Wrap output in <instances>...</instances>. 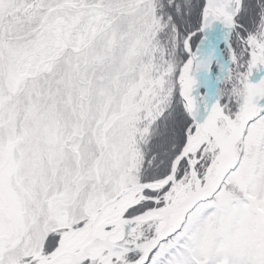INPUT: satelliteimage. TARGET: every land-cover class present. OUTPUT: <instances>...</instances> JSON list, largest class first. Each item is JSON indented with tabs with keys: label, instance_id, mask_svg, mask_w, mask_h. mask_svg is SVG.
I'll list each match as a JSON object with an SVG mask.
<instances>
[{
	"label": "snow or ice",
	"instance_id": "6c2138e0",
	"mask_svg": "<svg viewBox=\"0 0 264 264\" xmlns=\"http://www.w3.org/2000/svg\"><path fill=\"white\" fill-rule=\"evenodd\" d=\"M262 68L264 0H0V264H264Z\"/></svg>",
	"mask_w": 264,
	"mask_h": 264
},
{
	"label": "bare ground",
	"instance_id": "6f19581e",
	"mask_svg": "<svg viewBox=\"0 0 264 264\" xmlns=\"http://www.w3.org/2000/svg\"><path fill=\"white\" fill-rule=\"evenodd\" d=\"M203 42L202 44L199 46L197 53L198 54H207L210 52V50H214L215 49V55L218 56V61L222 63V66H224L226 68V65L224 63L223 60V56H222V51L220 50L218 51L219 48V44H228V41L226 40V32L227 30L223 27V25H221L219 22H213L212 25L208 28H204L203 30ZM218 34L219 35V41L221 43H215L216 39H215V35ZM221 48V45H220ZM255 74L253 75V77H251L252 81L255 82ZM196 79L199 83V87H197L194 92H193V96L196 97L197 99H199V96L201 94L202 90H205L206 88L203 86V83L206 79V74L205 73H199L196 76ZM210 99V96L206 95L205 100Z\"/></svg>",
	"mask_w": 264,
	"mask_h": 264
},
{
	"label": "rangeland",
	"instance_id": "374dc122",
	"mask_svg": "<svg viewBox=\"0 0 264 264\" xmlns=\"http://www.w3.org/2000/svg\"><path fill=\"white\" fill-rule=\"evenodd\" d=\"M199 33L201 34V39L196 44L195 49L194 50L192 49L193 52H197L199 46L202 44L203 39H204L203 31H200ZM228 46H229L228 44H226V45L225 44H222L221 45V48H220V50L222 51L221 53H222L223 60H224V63L226 65V67H228L230 65V63H231V61L229 59L228 52H227ZM220 66H222V63L218 61V57H217V59L215 60V62L213 64V67H212L213 78H215L219 74V72H220ZM262 72H264V68H262L259 72H255L254 71V74H255V76H254L255 77V82L258 81V79H259V77H260V75H261ZM203 93H206V91L205 90H202L200 96ZM205 97H206V95L204 96V99H205Z\"/></svg>",
	"mask_w": 264,
	"mask_h": 264
},
{
	"label": "water",
	"instance_id": "95a60500",
	"mask_svg": "<svg viewBox=\"0 0 264 264\" xmlns=\"http://www.w3.org/2000/svg\"><path fill=\"white\" fill-rule=\"evenodd\" d=\"M215 39H216L215 43H218V42L221 43V42L219 41V35H218V34L215 35ZM220 45H222V44H219V48H218V51H217V52L220 51ZM210 52H211V54H212V56H213V58H214V62H215V60H216L217 57H218V56H217L218 54L215 55V53H214V52H215V49H214V50L211 49ZM214 62H213L212 65H211V73L209 74V77H208V78H213L212 67H213ZM261 76H264V72L261 73L259 79L261 78ZM259 79H258V80H259ZM205 91H206V92H209V90H208L207 88L205 89ZM208 96H210V94H209Z\"/></svg>",
	"mask_w": 264,
	"mask_h": 264
},
{
	"label": "trees",
	"instance_id": "16d2710c",
	"mask_svg": "<svg viewBox=\"0 0 264 264\" xmlns=\"http://www.w3.org/2000/svg\"><path fill=\"white\" fill-rule=\"evenodd\" d=\"M194 39V43H193V50L195 49L196 44L199 42V40L201 39V34L197 33V36L193 38Z\"/></svg>",
	"mask_w": 264,
	"mask_h": 264
}]
</instances>
